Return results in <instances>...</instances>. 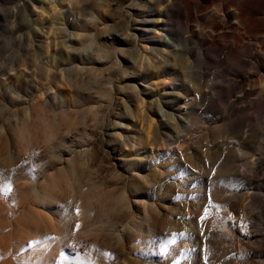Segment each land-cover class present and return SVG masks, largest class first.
Returning a JSON list of instances; mask_svg holds the SVG:
<instances>
[{
  "label": "rangeland",
  "instance_id": "rangeland-1",
  "mask_svg": "<svg viewBox=\"0 0 264 264\" xmlns=\"http://www.w3.org/2000/svg\"><path fill=\"white\" fill-rule=\"evenodd\" d=\"M76 1L41 38L32 0H0V264H264L262 171L237 159L264 157L261 72L168 0Z\"/></svg>",
  "mask_w": 264,
  "mask_h": 264
},
{
  "label": "bare ground",
  "instance_id": "bare-ground-1",
  "mask_svg": "<svg viewBox=\"0 0 264 264\" xmlns=\"http://www.w3.org/2000/svg\"><path fill=\"white\" fill-rule=\"evenodd\" d=\"M35 1L36 0H32V2L30 3L33 9H41V13H38L37 15L42 20V23L37 22L35 26V31L39 36H41V38H45V25L43 22L47 20L48 17H46L45 14L49 15L51 13L54 16H57L60 14H64L65 12L73 13L76 9L75 5H77L76 0H68L69 5L67 6V9L65 8L64 10L63 7L57 6V0H45V2L47 3V5L45 6H39ZM25 2L26 1H24L23 3ZM168 4L172 14L170 16V19L172 18V16H174L179 21L183 22L184 20V23L189 28H191L192 21L203 19L204 24H206L209 28L206 29V27L202 28L201 26H199L196 30L197 35L199 37H203V39L201 40L205 45L208 43H216L217 40H219V42H226L227 45H223L221 46V48L217 49V54L220 55L223 49L226 47L231 48L234 52L235 57L239 61H247V63L251 66L252 72L256 69L261 72V75H258L264 78V0H168ZM23 8L24 4L18 6L16 5L13 9L14 15L17 16L19 12L23 10ZM155 16L156 15L154 14L153 18ZM146 22L148 23L145 24V26L148 27L151 22H149V19H147ZM146 27L143 28V31L145 32L150 29H147ZM162 29L166 33L164 44L167 47H178L181 45L180 42L176 44L175 41H181V34H183L182 32L180 33L179 31H177L176 33H174V30L170 28L169 24H165ZM227 29L233 31L234 35H231V33L230 35L225 33ZM247 34L251 39V42L249 40L248 41L251 44H255V47L257 48L253 53L249 52L251 50H249V47L247 46V39H249L246 37ZM223 37L228 39V42L225 40H221V38ZM229 38L233 39L230 40ZM40 43L45 44V40H41ZM155 45V40H153V45L151 46V48H153V52L156 53V55L163 54L164 51ZM144 48L147 49L146 47ZM183 50H185V48H183ZM204 53H208V51L204 50ZM247 56L252 57L250 59L251 61L249 60V58L247 60ZM195 61L197 62V60ZM236 72L237 76L240 77L242 81L246 79L247 75L251 76L253 74L251 71L248 72L242 68L237 69ZM224 73V71L220 72L219 76H225ZM236 83L241 84L242 82L237 81ZM213 88H215V86H213ZM219 88L221 87L219 86ZM235 88H239V86H235ZM241 89L243 90V86H241ZM61 91V88H57L54 92H52V97L61 95ZM244 93L245 94L243 95L254 94L253 92L246 89L244 90ZM258 95L262 98L261 101L262 105L264 106V90ZM205 96H211V94H205ZM239 99L241 100V98L238 97V100ZM257 100H259V98H257ZM47 106H51V94H49V104H47ZM253 107H257V104H253ZM235 112H239V110L235 108ZM241 112H243V110H241ZM163 115H165V113H163ZM237 123L239 122H233V124H229V130H235V128L239 126V124ZM189 126H191V124H189ZM233 126H235V128H233ZM249 130H253V132L259 133V130H257L256 128L254 129L253 127L249 128ZM223 132H225V128H223ZM235 132H237V130H235ZM183 134L185 133L181 132V138H183ZM235 136H241V134H235ZM169 140H171V138H169ZM171 142H173V140H171ZM171 142H169V144H171ZM238 142L242 149H244V147L247 145V140H243L242 137H238ZM237 153H239V157H237V159H239V161H242L243 165L247 166V169H249V163H251V171H254V173L258 170L262 171L261 179L264 181V157L254 156L251 161L249 159L245 161V159H241V157H243V153L248 155L249 152L244 151L243 153H241V151H237ZM237 159H235V162H239L237 161ZM237 171H239V169H237ZM243 173H245V171H243ZM236 194L237 193L233 195L232 193V199L234 202H237ZM43 197L44 196H41V198ZM243 197H245V195H243ZM250 197L251 195L248 194V198ZM227 200L229 203V198L227 199V197H225V199H223V203H225V201ZM262 200H264V195L262 196ZM245 201H247V199H245ZM1 203L2 202H0V204ZM247 205L248 203H245V207H247ZM241 213H243V211H241ZM6 214L7 213L0 210V231H7V229L11 228L9 223L6 222ZM251 218L253 219L252 215ZM249 238L256 239L252 238L251 235L249 236ZM244 240L245 239H243V241Z\"/></svg>",
  "mask_w": 264,
  "mask_h": 264
}]
</instances>
